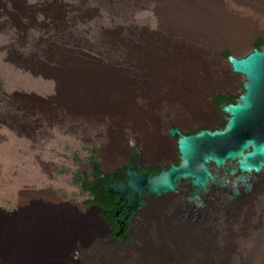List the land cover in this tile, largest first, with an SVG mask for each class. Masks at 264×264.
<instances>
[{
	"label": "rangeland",
	"instance_id": "obj_1",
	"mask_svg": "<svg viewBox=\"0 0 264 264\" xmlns=\"http://www.w3.org/2000/svg\"><path fill=\"white\" fill-rule=\"evenodd\" d=\"M196 1L0 0V246L2 231L11 228L13 236L26 227L27 243L34 212H60L68 203L84 215L89 197L81 178L92 173V160L113 170L121 164L113 154L127 155L129 142L147 154L170 124L191 130L224 121L212 100L242 93L243 78L228 57L243 58L264 38V0H220L236 19L228 37L208 38L173 25L175 12L182 17L178 10ZM228 195H211L220 201L218 213ZM259 208L245 214L257 226L252 238L232 242L235 249L227 254L224 234L232 230L219 218L213 255L199 264L213 257L225 264L226 256L264 261V206ZM141 228L134 250L83 248L78 240L59 246V262L193 264L171 235L155 240L154 218ZM11 246L10 236L6 255Z\"/></svg>",
	"mask_w": 264,
	"mask_h": 264
},
{
	"label": "bare ground",
	"instance_id": "obj_2",
	"mask_svg": "<svg viewBox=\"0 0 264 264\" xmlns=\"http://www.w3.org/2000/svg\"><path fill=\"white\" fill-rule=\"evenodd\" d=\"M219 1L197 0L194 5L179 9L178 11H181L179 13L184 14H181V17L175 12L173 25L184 33L188 32L190 36L205 35L204 38L206 36L208 38V35L218 36V33H221L222 36L228 37L226 31L230 29L236 17L230 15L227 8L220 5ZM178 16L180 18H177ZM243 18V16L239 17L241 20ZM262 48L264 44L254 48L243 58L233 55L228 57L233 73L243 78V88L239 97H234L235 99L231 102L225 100L221 104L219 109L225 115L223 122L213 127L199 126L191 130H185L180 124H170L163 135L155 139L147 154L143 145L129 142L127 155L113 154L114 161L121 160L120 165L109 171L101 168L100 178L104 180L100 184L101 195L91 196L93 204L83 205V208L87 210L86 215L76 213V207L68 203L62 206L60 212L45 213L41 210L34 212L33 219L31 218L33 228L27 243L25 242L28 232L26 227H20L13 236L11 234L14 229H8L9 234L3 230L1 236L4 240L0 246V259L4 260V264H12L8 260L9 256L15 258L13 264H63L59 262L60 248L70 247L78 240L83 248L101 245L110 251L134 250L139 246L141 239H138L143 231L141 227L145 226L149 216L156 222L155 240H163L168 234L171 235L172 240L179 245L178 249L187 254L186 257L191 253L189 261L193 264H199L202 259L213 255L214 233L212 231L219 218L218 221L225 228L232 230H227L224 234L226 254L234 251L232 242L241 243L243 239L251 237V231L254 230L255 225L246 218L245 214H250L253 210L254 213L256 209L264 206V172H261V180H250L247 177H235L239 164L226 167L219 172H216V167L204 169L208 181L207 192L194 190L196 184L175 185L173 186L175 195L168 197H151L141 192L138 212H135L132 207L137 198L128 200L125 209H122V198H114V193L131 192V177L134 180H144L148 188L159 180L180 175L181 144L217 138L225 132L231 134L229 126L234 115L223 107L240 103L246 89L245 74L235 71L233 61L242 60ZM219 96L223 95L218 94L214 98ZM213 105L216 106L214 103ZM250 159H253V155H250ZM244 162H248V158H244ZM95 172L93 170L88 178L94 182H100L99 177L93 175ZM108 176L110 178H107ZM216 193L222 195L229 193L224 212L218 213L219 206L216 204L219 205L220 201H211V195L216 197ZM20 219L24 221L26 217H20ZM56 219L58 222L62 221V225L57 223ZM58 230L62 232L60 236H58ZM256 235L257 233L254 235L255 238ZM10 236L13 247L11 246L10 253L6 255L3 245L6 244V240L9 243ZM97 238L99 239L96 240ZM238 248L237 250L243 249L240 246ZM209 262L217 264L214 257ZM256 263L264 264V261L235 262L231 258L229 260L227 256L225 259V264ZM127 264L133 263L127 262ZM140 264L145 263L140 262Z\"/></svg>",
	"mask_w": 264,
	"mask_h": 264
},
{
	"label": "water",
	"instance_id": "obj_3",
	"mask_svg": "<svg viewBox=\"0 0 264 264\" xmlns=\"http://www.w3.org/2000/svg\"><path fill=\"white\" fill-rule=\"evenodd\" d=\"M233 64L235 71L245 74L246 89L240 103L223 107L234 115L229 126L231 134L225 132L217 138L181 144L180 175L159 180L148 188L144 180L131 177V192L114 193V198H122V209L128 200L137 198L132 207L138 212L141 192L151 197L174 196L175 185L196 184L194 190L207 192L204 169L212 167L219 172L239 164L235 177L261 180V172H264V48L242 60H234ZM244 158H248V162H244Z\"/></svg>",
	"mask_w": 264,
	"mask_h": 264
},
{
	"label": "trees",
	"instance_id": "obj_4",
	"mask_svg": "<svg viewBox=\"0 0 264 264\" xmlns=\"http://www.w3.org/2000/svg\"><path fill=\"white\" fill-rule=\"evenodd\" d=\"M263 44H264V38H261V39H259V40L255 43L254 48L261 47ZM228 55H229V53L226 52V53H225V56H228ZM234 99H235L234 97L219 96V97L213 99V103H214L217 107L220 108L221 104H222L225 100L231 102V101H233ZM91 166L93 167V170L96 171L93 175L98 176V177H99L98 179H99L100 182H94V181L90 180V179L88 178L89 175H87V176L81 178V181H82V188H83V190H84V192H85L86 194H89V195H88V196H89V199H87V200L84 202V204H86V205H91V204H93L94 201H92V200L90 199L91 196H94V195H95V196H97V195H101L102 187H100V184H101V182L104 181V180H102V179L100 178V176L102 175L100 164L94 159V160L91 161ZM107 178H110V176H108Z\"/></svg>",
	"mask_w": 264,
	"mask_h": 264
},
{
	"label": "clouds",
	"instance_id": "obj_5",
	"mask_svg": "<svg viewBox=\"0 0 264 264\" xmlns=\"http://www.w3.org/2000/svg\"><path fill=\"white\" fill-rule=\"evenodd\" d=\"M89 197V196H88ZM84 205H86V204H84ZM91 208V207H90ZM89 210V209H88ZM78 213V212H77ZM78 214H80V213H78ZM87 213L85 212V214L84 215H86ZM82 215V214H81ZM257 215H260V214H257ZM263 218V216L260 218V219H262ZM75 248V247H74ZM115 251H117V250H115ZM124 251H127V250H124ZM74 253V252H73Z\"/></svg>",
	"mask_w": 264,
	"mask_h": 264
}]
</instances>
